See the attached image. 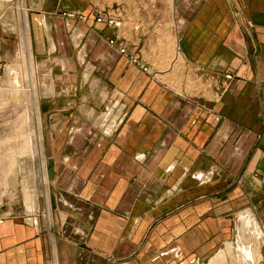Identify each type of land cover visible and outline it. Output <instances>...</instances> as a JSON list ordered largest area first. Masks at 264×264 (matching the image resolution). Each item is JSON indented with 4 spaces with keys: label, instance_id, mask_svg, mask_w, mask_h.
<instances>
[{
    "label": "crops",
    "instance_id": "1",
    "mask_svg": "<svg viewBox=\"0 0 264 264\" xmlns=\"http://www.w3.org/2000/svg\"><path fill=\"white\" fill-rule=\"evenodd\" d=\"M25 15L49 186L0 214V264H206L261 231L264 0H0V74Z\"/></svg>",
    "mask_w": 264,
    "mask_h": 264
},
{
    "label": "rangeland",
    "instance_id": "2",
    "mask_svg": "<svg viewBox=\"0 0 264 264\" xmlns=\"http://www.w3.org/2000/svg\"><path fill=\"white\" fill-rule=\"evenodd\" d=\"M38 77H39V81L42 83L41 77H43V75H40V73H38ZM8 79H9V74L6 66L0 74V87L7 86ZM39 92H40V85H39ZM9 97H10L9 102L6 105V108L7 107L8 108L6 110H8L10 107L12 109L11 108L9 109L10 110L9 113L0 112V214L8 212L7 210H10L12 208L14 210H21L26 206L27 203L25 201V185H27L32 192L35 191V193H37L35 203H37V201L39 200L41 201L42 204L44 202V192L48 190V186H49V181L46 174L47 169L49 167L48 165L49 161L47 160V154H46V152L48 151L47 149H49V144L47 140L44 141L45 135L47 137L49 133H48V129L46 128L45 130L44 127V117L40 111V115H41L40 126L38 125L36 120H32L30 122L28 120V122H26L29 115L25 111H23V115L19 117L14 112L15 110H13V108L16 107L12 101L14 99V96L10 95ZM21 149L23 152L21 151ZM9 160L15 161L14 162L15 169L13 170V172L12 170H9V165H10ZM43 162H46L45 163L46 165ZM45 178L47 179L45 180ZM3 183L5 184L3 185ZM241 226H242V221H240V219L238 218L237 224L235 226L236 232L232 233V236L228 242L223 243L222 250L213 258L218 257L220 254L225 252L227 259L226 263L231 264L234 259H240L242 257L243 255L242 253H244L242 249L244 250L247 249L248 252L252 255L250 256L251 258V260L249 261L250 264H264L263 225L261 227V231H260V225L259 228H254L253 226H247L248 228L247 231L244 230V221H243V226L242 227ZM244 232L247 235H249L248 240H244L243 237V235L245 234ZM260 233L261 235L258 236ZM258 242L261 243L260 254L256 256V254L254 253V247ZM231 244H233V247L231 246L232 248L229 247ZM239 247L242 248L241 249L242 253L240 252ZM229 249L230 251H228ZM211 260H206L205 261L206 264H209Z\"/></svg>",
    "mask_w": 264,
    "mask_h": 264
},
{
    "label": "bare ground",
    "instance_id": "3",
    "mask_svg": "<svg viewBox=\"0 0 264 264\" xmlns=\"http://www.w3.org/2000/svg\"><path fill=\"white\" fill-rule=\"evenodd\" d=\"M22 4H24V3H22ZM24 7H25V5H24ZM25 21H26V25L21 30V47H20L19 57H18V59H16V61L14 60L13 63H10V65L7 67L8 74H9L7 86L0 87V112H4V113L8 112L9 113V111H10L9 109L11 107L8 110H6L8 108V107L6 108V105L9 102V98H10L9 96L13 95L14 99L12 98L13 99L12 101H13L14 105L16 106L13 108V110H15L14 112L19 117H21L23 115V111H25L29 115L26 122H28V120H29V122L32 120H36V122L40 126L41 125L40 92H39L40 81H39V77H38V73H39L38 72V64L35 60V57H34L35 55L33 54V51H32V42H31V36H30L29 28H28V18L26 15H25ZM15 98H16V100H15ZM23 118H25V117H23ZM15 127H16V125H15ZM35 127H36V125H35ZM38 136H40V135H38ZM21 151H22V149H21ZM44 158H45V156H44ZM14 162L15 161L11 160L10 165H9V170H12V172L15 169V165H14L15 163ZM43 163L45 164L46 162H43ZM46 179L47 178H45V180ZM4 184L5 183H3V185ZM36 195H37V193H35V191L32 192L30 190V188L27 185H25V201H26L27 205L31 206V208L33 206H35ZM49 195H50V193H49ZM242 218L244 221V230L245 231H247V229H248L247 226H253L254 228H259L258 222L255 219H250L248 216V213L242 215ZM260 235H261V233L258 236H260ZM243 237H244V240H248L249 235H247L245 233L243 235ZM259 242L254 247V253L256 254V256H258L260 254V244L261 243H259ZM231 246L233 247V244H231L229 247L232 248ZM226 248H228V247H226ZM239 249L241 252L242 248L239 247ZM228 251H230V249ZM242 251L244 252V253L241 252L243 254L242 257L240 259H234L231 264H250L249 263V261L251 260L250 256H252V255L248 252L247 249H245V250L242 249ZM226 262H227L226 253L223 252L218 257L213 258L209 264H229Z\"/></svg>",
    "mask_w": 264,
    "mask_h": 264
},
{
    "label": "built area",
    "instance_id": "4",
    "mask_svg": "<svg viewBox=\"0 0 264 264\" xmlns=\"http://www.w3.org/2000/svg\"><path fill=\"white\" fill-rule=\"evenodd\" d=\"M64 14L70 18H77L80 20H87L88 19V15H85L84 13H80L77 11H67ZM124 16H125L124 11L121 8L116 7V8H112V9H106L102 12L97 13L95 15V21L97 23H100V24H105L108 27L119 29L123 25ZM110 42L112 44L118 45L117 38H111ZM118 46H119L121 53L123 55H127L131 59V61H133V63L139 65L145 71L149 70V67L147 65H145L141 61V59L137 57V55L135 53L130 52L125 45L120 44ZM227 79L233 80L234 75L228 74Z\"/></svg>",
    "mask_w": 264,
    "mask_h": 264
}]
</instances>
